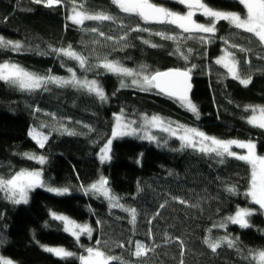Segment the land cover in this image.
Listing matches in <instances>:
<instances>
[{"label":"trees","instance_id":"1","mask_svg":"<svg viewBox=\"0 0 264 264\" xmlns=\"http://www.w3.org/2000/svg\"><path fill=\"white\" fill-rule=\"evenodd\" d=\"M154 1L178 13L187 10L176 0ZM203 1L214 9L245 13L236 0ZM73 2L78 10L83 5L89 13L104 12L118 19L116 23L86 21L76 26L67 20ZM204 21L208 23L207 18ZM121 22L126 29L118 27ZM137 25L153 32L179 33L175 26L146 25L139 17H126L111 0H62L52 8L33 0H0V36L24 45L20 52L0 49V62L10 61L39 75L50 72L62 77L69 75L67 68L71 67L78 76L99 77L108 97L101 102L86 92L51 84L48 91L21 92L0 81V177L8 178L20 169L43 168L48 185L70 189V194L57 196L37 188L30 192L27 204L19 205L0 193V255L17 264H80L78 257L99 240L106 255L119 258L110 264H255L246 259L249 249L264 250V216L260 210L250 217L249 228L230 222L226 227H217L238 207L258 209L245 195L250 179V166L245 162L227 158L220 163L214 155L179 148L176 139L170 140L167 147H157L146 140L124 137L114 140L111 161L100 164L98 152L111 135L112 114L120 109L129 118L142 112L198 128L209 136L255 142L257 154L264 153V129L247 122L251 109H245L264 106V46L250 39V34L235 35L238 30L221 21L211 44L203 45L199 40L182 43L185 51L193 49L186 62L172 54L175 42L148 32L130 31ZM92 28L98 32L92 33ZM124 31H128L127 47L115 39ZM108 36L114 39H106ZM221 37H229V44L249 51L241 53L228 47ZM142 40L159 46L150 47ZM69 45L88 57L92 65L104 57L133 69L147 65L152 71L197 65L192 72L191 100L198 107L199 119L166 95L120 88L117 76L96 68L86 72L75 61L50 52V48ZM226 47L240 61L241 76L251 75L247 87L214 63ZM125 79L130 83L129 78ZM50 114H55V119ZM57 120L86 134L64 135L45 127L41 130L51 135L46 147L39 148L28 136L30 128L56 126ZM84 125L94 131L88 132ZM233 151L245 154L236 147ZM24 153L43 155L47 163L41 166L24 158ZM101 175L125 207L137 210L134 226L128 213L109 208L102 197L84 194L81 185L87 186ZM229 186L236 191H226ZM50 211L89 224L93 229L91 238L82 235L77 242L63 232L61 222L51 219ZM225 235L235 239L237 247L229 248L225 243L213 252L205 243L206 238L215 241ZM138 241L147 248L139 257L134 255ZM43 245H61L75 255L60 259L44 251Z\"/></svg>","mask_w":264,"mask_h":264},{"label":"snow or ice","instance_id":"2","mask_svg":"<svg viewBox=\"0 0 264 264\" xmlns=\"http://www.w3.org/2000/svg\"><path fill=\"white\" fill-rule=\"evenodd\" d=\"M35 4H43L47 8L59 6L62 0H33ZM181 5L187 8L184 13L172 11L162 5H157L152 0H111L121 13L126 17H139L146 25H168L175 26L179 30L178 34H169L164 31L153 32L148 27H140L137 25L130 31L148 32L149 35L159 36L162 40H171L175 42L176 47L172 54L178 58L189 60L193 49L188 48L186 51L182 47V43L187 40H199L203 45L211 44L217 33V25L221 21H226L228 24L238 30L235 35L242 33L250 34V39L254 38L261 46H264V0H238V3L243 6L245 14L241 15L238 12L221 11L208 6L203 0H176ZM200 14L207 18L208 23H199L194 17ZM117 17L104 13H89L83 8V5L77 6L73 2L72 12L67 16L72 24L76 26L85 25L86 21L106 22L111 21L116 23ZM120 29H126L127 26L122 22L118 25ZM82 30H87L83 29ZM92 33H97V28L90 29ZM100 36H104L103 32H99ZM108 40H113L111 36L106 37ZM117 42L123 43L127 47L128 31L118 38ZM223 43L231 48L238 49L243 53L249 51L243 46L237 44H229V37L220 38ZM93 43H97L94 41ZM142 43L150 47H158L150 40H142ZM228 47L222 49V55L215 59L214 63L220 65L227 70V76L233 80H237L242 86L247 87L252 80L251 75L242 77L240 73V61L237 59L235 52L229 51ZM24 45L20 41H13L0 36V49H8L13 52H20ZM51 53H55L57 57H64L67 60L75 61L80 69L84 71H92L93 68L103 69L104 72L112 74L120 78V88L133 87L140 91H156L158 94H163L177 101L181 107L192 113L199 119L198 107L190 98L192 88L191 78L193 69L197 65L193 64L185 68H170L164 71H152L147 65H139L137 68H128L120 61L109 60L104 57L95 65L89 63V58L82 53L77 52L71 45L61 48H50ZM40 55H48L49 52H38ZM250 63V61H246ZM64 67V65H61ZM68 76L62 77L53 75L50 72L46 75L29 72L19 64L3 61L0 62V81H3L10 86L17 88L21 92H35L38 90L48 91V85H55L58 88H72L86 92L88 95L94 96L101 102L107 101V95L103 85L97 79H87L77 76L73 68H67ZM125 78L130 79V83ZM251 109L252 115L247 118V122L254 126L264 129V106H245V109ZM38 111V109H37ZM55 119V114H50ZM114 123L111 128V136L103 143L98 153V158L101 164L111 161V146L117 138L137 137L141 140L160 143L158 137L153 130L168 134L171 138L179 140L181 148H190L193 151H198L203 155H214L220 163H224L227 158H235L243 161L250 166L249 187L245 195L250 198L253 205H257L258 209L248 207H238L233 215L225 218L217 227H226L230 222L233 225H238L242 229L251 227L250 217L257 210L264 211V156H260L256 152L255 143L248 141L242 142L235 139H222L215 136H209L198 128L188 127L180 124H175L172 121H166L162 117L152 115H144L141 117L142 123L138 124L135 120L128 119L123 110L119 114H113ZM51 127L52 131L59 132L64 135H82L73 129L68 128L65 124L57 120L56 126L40 125L39 128H30L28 136L33 140L39 148L46 147L51 132L45 134L41 129ZM88 132H93L94 129L89 125H84ZM167 142L165 141V144ZM246 149V154L238 155L233 151V147ZM24 158L35 160L39 165L47 163V157L37 155L35 153H24ZM37 188H45L48 192L57 196L70 194L69 187H53L47 184L44 179L43 168L28 170L20 169L15 171L10 177H0V193L4 194V198L11 203L27 204L29 202V194ZM85 195L104 198L109 205V208H120L128 213L131 217L130 223L134 226L137 221V210L135 208L125 207L120 202V197L112 193L109 187V181L106 177L100 176L95 182L87 186L81 185ZM226 191L234 193V186L226 187ZM175 199V198H174ZM184 203V201H180ZM165 207L164 204L160 205ZM53 221L61 222L64 233L71 235L77 242L82 235L92 236L93 229L87 223H78L65 214H58L55 211L49 213ZM97 223H101L97 221ZM151 223V221H149ZM2 243V241H0ZM208 247L215 252L222 244H227L229 248L237 247V241L229 238L227 235L215 241L210 238L205 239ZM100 241H96V246L88 247L85 251L87 255H80L78 259L81 264H110V261L118 260V257L106 255L99 247ZM123 246V245H121ZM43 250L53 254L54 256L65 259L75 254L67 251L63 247L44 246ZM147 251L146 246L139 241L136 243L135 256L139 257ZM183 255V248L181 250ZM246 259L255 261L256 264H264V250L249 249V256ZM0 264H16L12 259L0 256ZM183 264V262H181Z\"/></svg>","mask_w":264,"mask_h":264},{"label":"rangeland","instance_id":"3","mask_svg":"<svg viewBox=\"0 0 264 264\" xmlns=\"http://www.w3.org/2000/svg\"><path fill=\"white\" fill-rule=\"evenodd\" d=\"M236 1H238V0H236ZM152 2L153 3H155V4H157V5H161V4H159L158 2H155L154 0H152ZM204 2V1H203ZM163 6V5H162ZM165 7V6H164ZM186 9V8H185ZM214 9V8H213ZM78 10V9H77ZM217 10H220V9H217ZM173 11V10H172ZM187 11V10H186ZM185 11V12H186ZM221 11H230V10H221ZM245 11V10H244ZM72 12V9L68 12V15L70 14ZM176 12V11H175ZM230 12H233V11H230ZM245 14V13H244ZM194 19H196V21L197 22H199V23H206L204 20L206 19L204 16H202V15H200V14H197L195 17H194ZM222 55V54H221ZM220 55V56H221ZM78 76V75H77ZM79 77H81V78H84V77H86L87 79H89V80H91V79H97V80H99V81H101V79L99 78V77H87V76H79ZM101 84H102V82H100ZM193 102V101H192ZM194 103V102H193ZM121 110H123V113L125 112L124 111V109H120L119 111H117V112H114L113 114H119L120 112H121ZM113 114H112V125H113V123H114V117H113ZM124 115H125V113H124ZM144 115H147V116H152V115H149V114H145V113H138L137 115H135V116H132V117H127L128 119H130V120H135V121H137V123L138 124H140V123H142V120H141V117L142 116H144ZM252 115V112H251V114H250V116ZM157 116V115H156ZM160 117V116H159ZM249 117V116H248ZM164 119V118H163ZM164 120H166V121H170V120H167V119H164ZM176 124V123H175ZM153 132H154V134L158 137V139H159V141H160V143L159 144H157L156 142H150V143H152L153 145H155V146H157V147H167L168 146V142L170 141V140H172V139H174L175 140V138H171L170 136H168V134H166V133H163V132H160V131H156V130H153ZM46 134V133H45ZM111 136V135H110ZM110 136H109V138H110ZM131 138H137V137H131ZM117 139H119V138H117ZM139 139V138H138ZM116 140V139H115ZM177 140V139H176ZM143 141V140H142ZM147 141V140H146ZM165 141L167 142L166 144H165ZM239 141V140H238ZM114 142V141H113ZM149 142V141H148ZM177 142H178V147L179 148H181V145H180V142H179V140H177ZM242 142H244V141H242ZM253 143H255V142H253ZM256 145V144H255ZM103 145H101V147H102ZM112 147V146H111ZM235 147V146H234ZM237 148V147H236ZM238 149H240V148H238ZM241 150H244V153L246 154V149H241ZM100 151V150H99ZM99 153V152H98ZM259 155V154H258ZM260 156H264V153L263 154H261ZM98 157V156H97ZM98 160H99V158H98ZM100 162V161H99ZM101 164V163H100ZM37 169V168H36ZM38 169H40V168H38ZM249 171H251V169L249 170ZM59 188V187H58ZM39 189V188H38ZM43 189H45V188H43ZM46 190V189H45ZM262 214H263V216H264V211H262L261 212ZM59 214V213H58ZM74 220V219H73ZM76 221V220H75ZM78 223H80V222H78ZM81 224H83V223H81ZM44 246H53V247H63V248H65L64 246H61V245H43V247ZM67 251H70V250H68L67 248H65ZM71 252V251H70ZM53 255V254H52ZM82 255H87V253L86 252H84ZM0 256H3V255H0ZM6 258H8V257H6ZM80 261V260H79ZM17 264V263H16ZM80 264H81V262H80ZM255 264H256V262H255Z\"/></svg>","mask_w":264,"mask_h":264},{"label":"water","instance_id":"4","mask_svg":"<svg viewBox=\"0 0 264 264\" xmlns=\"http://www.w3.org/2000/svg\"><path fill=\"white\" fill-rule=\"evenodd\" d=\"M179 4V3H178ZM184 8H186L184 5H182ZM187 9V8H186ZM154 26H160V25H154ZM167 70V69H166ZM164 71V70H163ZM191 85H192V88H191V91H190V98H191V96H192V92H193V87H194V85H193V81H192V78H191Z\"/></svg>","mask_w":264,"mask_h":264}]
</instances>
